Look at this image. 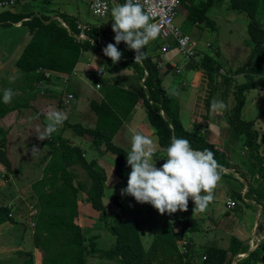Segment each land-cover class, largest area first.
Here are the masks:
<instances>
[{
	"label": "trees",
	"instance_id": "obj_1",
	"mask_svg": "<svg viewBox=\"0 0 264 264\" xmlns=\"http://www.w3.org/2000/svg\"><path fill=\"white\" fill-rule=\"evenodd\" d=\"M214 3L213 0H207L198 6L190 5L189 19L193 23L205 24L215 30V22L207 16ZM229 3L231 10L247 16V30L252 47L248 61L235 71L236 74H244L247 81L235 86L233 96L235 103L228 119L233 136L244 139V152L247 153L249 168L242 177L251 176L252 179L251 182L249 180V188L245 195L241 196L238 191L239 194H236L235 198L241 202L246 201V206H249L247 201L251 199L261 207L264 216V133L259 135L254 121H246L241 116L246 94L254 87L255 76H264V25L258 20V16L264 15V0H230ZM14 4V0H0V27L21 24L29 31L30 40L15 62V67L21 75L20 89L25 92V96H18L15 104L0 103V119H4L13 111L27 107L38 85L49 79L45 77L46 71L71 75L82 53L97 50L91 42L95 41L94 29L88 32V39L77 40L81 30L76 17L66 13H59L58 18H52L45 14L38 16L33 12H15ZM116 47L121 52L118 61L120 64L130 65L140 79L144 78L147 71L148 75L143 85L137 90L108 85L103 99L93 100L89 104L97 117L94 128L66 124V127L77 135H89L94 148H104V153L113 158L115 174L119 178L114 187L122 189L126 186L130 167L126 164L127 151L117 146L113 140L140 101L146 109L147 118L155 130L162 151L171 138L183 137L189 141L192 148L211 151L220 165L219 173L222 169L231 168L225 152L220 151L204 135L189 131L183 126L178 99L175 95H168L162 88V76L156 64L152 63L146 45L142 49L141 63L134 62V51L128 49L123 42ZM199 64L207 72L212 83L214 75L221 68L218 61L206 55ZM8 133L0 126V164L11 173L14 169L7 154ZM52 145L51 151L46 154L49 161L43 169L42 178L31 186V199L35 200L37 208L33 242L35 248L44 254L42 264H88V256L98 254L105 259L117 260L119 264L260 262V256L262 257L260 253H264V241L250 251V246L235 236L231 237L227 248L208 246L201 253V259L193 262L189 256L193 242L185 240V236L197 231L196 220L178 222L164 220L150 249L145 250L138 221L116 216L114 225L109 227L116 241L111 250L101 251L96 244L86 243L87 239L81 227L75 222L79 215L78 196L81 192L85 193L92 208L100 213L101 220H105L107 214L102 198L106 188V172L96 160L88 161L84 151L78 146L71 145L67 139L60 136ZM76 168L83 170L86 182L77 180ZM121 208L125 213L124 208ZM9 215V207L0 206V224L14 223L15 220L13 217L9 218ZM91 240L95 243L94 237ZM241 255L246 256L239 258ZM27 264H33V258Z\"/></svg>",
	"mask_w": 264,
	"mask_h": 264
},
{
	"label": "rangeland",
	"instance_id": "obj_2",
	"mask_svg": "<svg viewBox=\"0 0 264 264\" xmlns=\"http://www.w3.org/2000/svg\"><path fill=\"white\" fill-rule=\"evenodd\" d=\"M14 1L15 4L13 10L15 12H33L38 16L45 14L52 18H58V14L60 12L80 13L81 17L82 15L84 16V21L86 22L94 24L96 22H99V19H97V17L94 16L93 13L89 10L90 4L88 5V0ZM229 2L230 1L228 0L215 2L214 5L208 10L207 16L215 22L216 28L215 30H213L208 28L205 24H199V26H203V31H206L203 37L200 36L201 32L199 30H197L196 34H194L190 27V19L187 15L189 5L183 4L182 7L178 9V14L175 19V24L177 25V27L180 28L184 33H187L191 36L194 35L193 37L199 39L201 43H211L212 45L211 49L204 50V53H198V59L196 58L198 62L202 61L205 54H208V56L210 55L211 57L215 58L218 61V64H224V66H226V69L234 68L248 61L249 54L251 53L252 49L247 30L248 18L243 13L241 14L239 12L231 10L229 7ZM258 20L264 25V15L258 16ZM194 27L198 28V26ZM29 40L30 35L28 29L24 26H21V24L9 27H0V90L4 88H11L13 90L14 94L12 100L10 101L13 104L16 103L14 95L21 96L25 94V92L20 89V87L22 86L21 75L15 67V62ZM93 56L96 57L98 55L95 54ZM82 59H85V57H83ZM96 60H98V58ZM180 60L179 63L182 64L183 60ZM91 64H108L106 67V72L108 74H112V71H115L111 66L113 64L112 61L105 60L104 63L100 61H94ZM184 73L180 75V78H175L173 74H170L164 80V83L167 92L169 94L176 95L178 102L183 108L181 117L182 123L185 127L189 128L191 121H189L190 110H188L187 107V99L193 94L192 88L190 86L187 89H183L182 87L179 88V86H181V83L188 81ZM203 78L205 80L201 85L199 94L200 99L205 102L204 106L202 107V111L206 112L209 108L207 102L209 101L211 90H214L215 92V89L212 88L211 84H209L207 72L203 74ZM222 79V74L218 72L215 76V83H219L218 81H221ZM85 80L87 83H89L93 79L92 77L86 76ZM246 81V78H244V81L243 79H241L238 81L240 83H238L237 85H241ZM215 83L213 84V86L215 85V87H217ZM217 91L219 92H216L214 94L211 102L213 100L216 101L221 97L225 102L227 100L231 104L235 103V101H233V96L236 91V87H234V84L229 83L226 85H222ZM225 91L227 92V96L230 93L227 98H225L224 96ZM57 92L60 96H62L63 92L61 88L57 89ZM253 92L256 93V99L252 97ZM247 95V101L241 113L242 118L246 121H254L255 129L260 135L264 132V78H260L258 81L256 80L255 88L248 92ZM202 96H204L205 98H202ZM81 105L83 108H87L86 98L84 100H81ZM140 108L141 111H139L138 114H133L128 125H131L132 128H136L138 126L137 129H141L144 132H149L151 134L153 133V128L148 123L147 114L145 112L146 109L143 105H141ZM229 108L231 107L227 104V111L231 110ZM224 112L226 113V111ZM2 120L3 119H0V121ZM145 124H148L149 127H140L144 126ZM131 127L128 128L125 133L127 134V136L124 137L123 135L127 142L129 141ZM65 135L69 137L70 141V137H74L73 134H71L69 131ZM155 135L154 138H156ZM14 140L15 142H17L16 139ZM14 140L13 150H10V155L8 156L12 164L15 167L20 168V170H18L21 172V176H18L17 173L12 174L13 179H11L10 183H8V186L0 187V205H2L3 203H7L6 201L9 200L8 198L14 199L12 203L8 204V206H10L11 215L15 220L14 223L6 222L4 224H0V264H27L29 260H32V258L33 264H42L44 254L41 250L35 248L33 242V224L36 213L33 210L35 200L31 199V186L38 176L37 173L40 172V169L35 167L36 163L34 162L39 161L40 158H42V156L44 155V152L39 153L40 156L36 158V161L34 157L28 158L27 156L21 159V155L18 159L20 145L15 143ZM122 141L123 140L121 139V137H119L118 139H116V141L114 140V143L119 147L129 149L130 146H124V144H122ZM233 142L235 143V141ZM83 148L86 149L85 147ZM160 151L162 150L160 149ZM94 153V157L92 155V157H88V160H92V158L101 159L103 163H100V167L103 166L101 168L107 170V172H105L109 179L108 187L106 186L102 198L107 215L105 220H101L100 213L92 208L91 204L87 201V196L85 195V193L81 192L78 196L79 215L75 222L81 227L83 234L87 239L86 243L89 244L90 242V244H96L97 248H99L101 251L111 250L115 246V237L111 234L109 227L114 225L115 219L117 218L116 216H120L123 219H136L138 221L140 236L145 250L150 249L151 244L164 220L170 219L173 222H178L180 219L187 217L190 221L196 220L198 222L197 231L191 234H187L185 236V240H190L193 242L192 251L191 253H189L190 259L193 262L199 261L198 259H201L202 256L201 253L209 245H215L222 248H227L229 245H226V240L227 242H229L231 239L229 235L221 233L222 230L218 229L223 227V224H226L225 221L228 220L224 215L226 214V211H218V208H215V203L218 202V205L221 208L227 210L225 202L228 197H232L231 199L238 204V206L232 208L235 209L233 212H235L236 214L241 211L243 212L242 215L244 214L243 221L241 223L240 221H238L239 224L242 225L237 230V232L234 233L237 234L235 237H237L242 242L249 241V238H253L254 240H256L254 241L255 247L252 250L250 248V251H253L260 242L264 241V216L262 215V212L260 217V214L258 213V211H256L257 209H251L250 207L245 205L246 201L241 202L240 199H237V201L235 198L236 194H239L238 191H240L241 194V190L243 188L241 180L248 183L249 180L250 182L252 181L251 176H248L247 178L242 177L238 168H236L235 170L230 168L226 169L224 171L226 172L225 176H222V171L219 173V178L221 182H223L224 190H226L225 188H227V192H222L220 196H217L215 199V203L208 202L203 210L193 211V208L191 207V212L177 210V212L172 214H160L147 203H137L131 196H122L120 191L121 189L114 187V184L117 183V180L119 181V178L115 174V169L113 170L111 168H115L114 161L113 163L110 162L111 160L110 158L106 157L104 150L102 151L100 158L96 152ZM237 157L243 158L242 161L247 164V153L244 152L243 155L242 151L240 150ZM18 161L20 162L19 164ZM2 168H4V166L0 164V184L2 183V181L7 180V178L10 179L9 175H5V172H7V170L4 169V172L2 171ZM75 170L78 174L77 180L86 182L87 178L83 170L80 168H76ZM7 173L11 174L9 172ZM240 186L242 187L240 188ZM3 189L5 191L9 189L8 191L12 192H8L9 194L5 195L2 193ZM213 196L214 192H212V197ZM4 197H6L7 199L5 200V202ZM228 201H230V199ZM249 202H252V200L249 199L247 203ZM187 205L190 204L187 203ZM121 207L124 208L125 213L122 212ZM218 216H220V219H218ZM12 217L9 216V218ZM257 222L259 223V225L256 224ZM230 226H232V224H229V227ZM253 232H255L254 235H252ZM92 237L95 238V243L91 240ZM261 254L262 257L260 256V262H256L255 264H264V253L261 252L260 255ZM242 256L245 257L246 255H241L239 256V258H243ZM88 264L119 263L117 260L105 259L98 254L89 255Z\"/></svg>",
	"mask_w": 264,
	"mask_h": 264
},
{
	"label": "crops",
	"instance_id": "obj_3",
	"mask_svg": "<svg viewBox=\"0 0 264 264\" xmlns=\"http://www.w3.org/2000/svg\"><path fill=\"white\" fill-rule=\"evenodd\" d=\"M206 1L207 0H183V3L181 4L180 7H182L183 4H185V5L187 4L189 6L190 5L198 6L201 3H204ZM213 1L219 2L220 0H213ZM223 1H226V0H223ZM228 1H230V0H228ZM119 3H123V0H112L111 5H110V10L112 7L116 6ZM89 4H90V0H88V5ZM188 11H189V9H188ZM66 14L76 17L79 27L89 26V28H91V30L94 29L95 41L91 40V42L97 47V50L92 51V52L88 51V52L82 53V55L79 59V62L76 65L75 70L71 75H62V74H57V73H51V77L48 80L40 83L37 87V91L32 93V95H31L32 97L30 98L27 107L20 108L16 111L11 112L9 115H7V117H5L2 121H0L1 127L2 128L5 127L4 129L9 132L8 133V144H7V154L8 155H10V150L11 149L13 150V140L14 139L17 140V142H15V140H14V142L17 143L18 145H20V151L18 154L19 155L18 159L21 155V157H20L21 159L25 158L27 156L28 158L34 157V159L36 161V158L40 156L39 153L44 152V155L42 156V158H40L39 161L34 162V163H36L35 167L40 169V172L37 173L38 176L34 182H36L37 180H40L42 178L43 169L46 166L47 162L49 161V158L46 159V154L49 151H51V149L53 147V145H52L53 142H55L60 136L67 139L71 145L80 147L84 151L85 157L87 160L89 159L88 157H92V155L94 157V155H95L94 152H96L100 158L104 148H94L92 146V138L89 135H84V136L77 135L72 129L66 127V124H80L85 128H94L96 126L97 117L93 113V111L90 109L89 104L91 101H93V100L101 101L104 97L105 88L111 84L123 87L125 89L137 90L143 85V83L145 81V77H147V75H148L147 71H145L144 78L140 79L138 74L133 70V68L130 65L120 64L119 62L111 65L112 69L115 70V71H112V74H108L106 72V67L108 64H91L94 61L95 62L100 61L102 63H104L105 60L111 61V59L109 57L104 56L102 51H101L104 46H106L108 43H112V41H113L114 33L111 30L112 21L110 20L111 19L110 11L105 18H100V17H97L96 15L93 14L94 16L97 17V19H99V22H96L95 24L84 21L85 20L84 16L82 15V17H81L80 13H66ZM188 14H189V12H188ZM194 26H198V28L197 27L195 28ZM190 27H191L194 34H196L197 30H199L201 32V34H200L201 37H203L204 33L206 32V31H203V26H199L198 23H193L191 20H190ZM199 31H198V35H199ZM181 32H182V30H181ZM182 33L190 36L193 39V41L196 42L197 48H196L195 59H185L181 55L177 54L176 51H174L170 54H166V55L162 54L161 49H160V45L162 44V41H160V39H157V38L150 40L149 43L146 44V47H147L146 49H147L148 54L151 57V61L153 64H156L157 68L159 69L160 75L162 76V83H161L162 88L166 91V93L168 95H175V94H169L167 92V90L165 88L166 86H165L164 80L170 74H173V76L175 78H180V75H182L185 72L184 75H186L188 81L181 83V86H179V88L182 87L183 89H187L190 86L192 88V94L193 95L187 99V102H188L187 107H188V110H190L189 121H191V124H190L189 128L185 127L184 125L183 126L189 131L200 133V134L204 135L206 137V139L209 142L213 143L220 151L225 152L229 163L232 165V167L230 169L235 170L236 168H238L239 172L242 175L243 173H245L248 170L249 162L246 160L247 164H245L242 161L243 158L237 157L240 150L242 151V154L244 155V152H243L244 151V146H243L244 139H243V137H239V138L234 137L233 134L231 133L230 129H229V124H228L229 117L228 116H230L232 114L234 103L231 104L227 100L225 102L220 97V99H217L216 101H221L224 103L225 107L223 109L212 112L208 108V110L206 112L202 111V107L204 106L205 102L200 99L199 92L201 90V85L204 83L203 81L205 79L203 78V74L206 73V71L202 68V65L199 64L197 59H198V53H202L204 50L211 49L212 45H211V43H207V44L201 43V41L199 39H196L193 37L194 35L191 36L187 33H184V32H182ZM88 38L89 37H88V32H87L86 33V39H88ZM150 48H152V49H150ZM95 54L98 55V56H96L98 58V60H96L97 58L95 56H93ZM206 55H208V54H205L204 56H206ZM83 57H85V59H82ZM180 59L183 60L182 64L179 63L181 61ZM219 65L221 66L219 73L222 74L223 79L221 81H218L219 83H215V81H216L215 76L217 75L216 74V75H214L213 82L211 83L209 81V84H211L212 88L215 89V92H214V90H211V94H210L211 98H209V101L207 102L208 105H210L214 94L216 92H219L217 90L222 85L232 83V84H234V87H235L238 83H240V82H238L239 80L243 79V81H244V78H245L244 74H236L235 73V71L238 68H240L243 64L238 65V66L231 68V69H226V66H224V64H219ZM86 76L92 77L93 80L90 81L89 83H87L85 80ZM224 77H228L230 79H225ZM260 78L262 79L264 77L255 76L253 88H255V81L256 80L258 81ZM214 83L216 84L217 87H215V85L213 86ZM98 84L101 85L100 89H96V86ZM59 88H61V90L63 92L62 96H60L59 93L57 92V89H59ZM69 94H72L74 96V99L68 100L67 96ZM229 94H228V96H229ZM255 95H256V93L253 92L252 97L254 99H256ZM18 96H20V95H16V96L14 95L16 102H17ZM224 96H225V98L228 97L226 91L224 92ZM247 96L248 95L246 94V101H247ZM85 98L87 100V108L86 107L83 108L81 105V100H84ZM202 98H205V97L202 96ZM233 99H234V97H233ZM227 104H228V106L231 107V108H229V109H231L229 111H227ZM245 104H246V102H245ZM141 105H143L142 101L138 102V104L134 107L131 114L124 121V123H123L121 129L119 130V132L117 133V135L114 137L115 141H116V139L121 137V139L123 140L122 144H124V146H126V147L130 146V135L134 131H139L144 135H147V136L149 135V137L154 138L155 130L151 126L148 118H147L148 123L153 128V133H151V134L149 132H144L141 129H137L138 126L136 128H132L131 125H128L133 114H138V112L141 111V108H140ZM55 110H58L64 114V117H65L64 121L62 122L61 125L57 126L56 131L53 132L50 136H48L47 138H45L43 140L37 139L36 136L38 135L39 132L43 131L44 125L47 123L46 114L49 111H55ZM224 111H226V113ZM182 113H183V108L180 105V119L182 117ZM146 114H147V112H146ZM161 114L163 115V112H161ZM241 116H242V114H241ZM181 121H182V119H181ZM149 125L145 124L144 126H140V127H149ZM130 127H131V130H130V135H129V141L127 142L124 137L127 136V134H125V133L128 130V128H130ZM68 131L71 134H73V136H74V137H70L71 141L69 140V137L65 135L66 133H68ZM262 134H260V135H262ZM123 135H124V137H123ZM155 137L156 138H154V144H153V157H152V161H150V162L154 161L155 166L159 167L164 162L163 158L165 157V152L160 151L161 147L159 144L158 137L156 135H155ZM233 141H235V143ZM83 147H85L87 150L84 149ZM123 149H124V147H123ZM125 150L127 152L129 151V149H125ZM106 157L110 158V160H111L110 162L113 163V161H114L113 158H111L107 154H106ZM92 160H96V161L98 160L97 163L99 166H100L101 162L103 163V161L101 159L92 158ZM88 161H90V160H88ZM19 163L20 162L18 161V164ZM101 167H103V166H101ZM111 168L113 170L115 169L114 167H111ZM2 169H3L2 171H4L5 168H2ZM13 169L14 170H13V172H11V174H8L7 172L4 171L5 175L6 176L9 175L10 179L5 177V178H7V180L2 181V183L0 184V187L8 186V183H10L11 179H13L12 174L17 173L18 176H21V172L19 171L20 168L15 167L13 165ZM225 170L226 169H222V173H223L222 176H225V174H226V172H224ZM105 171L107 172V170H105ZM113 177H114V175H113ZM242 179H244V178H242ZM107 180L108 181H106V186L108 187V182H109L108 176H107ZM117 182H118V180H117ZM241 183L243 186V188L241 190V194L245 195V193L247 192V190L249 188V183L244 182L243 180H241ZM242 186H240V188ZM225 189L226 190H224L223 182H221V180L219 178V180L217 181V183L213 189L214 196L211 199V201H209V202L215 203V199L217 196H220V194L222 192H224V193L227 192V188H225ZM8 190L5 191L3 189L2 193L7 195V194H9L8 192H12V191H8ZM231 198L232 197H228V199L225 202L227 210L221 208L218 205V202L215 203L216 204L215 208H218V211L219 210L226 211L225 212L226 214H224V215H225V218L228 219L227 221H225L226 224L224 223L223 224L224 226L221 228H218V229L222 230L221 233H223L225 235H229L230 238L237 235L234 233H236L237 230L242 225V224H239L238 221H240V223H241L244 219V216H243L244 214L242 215L243 212L239 211L236 214H235V212H233L235 209H232V208L238 206V204L234 200H232ZM8 199L9 200L6 201L7 203H3L0 206H7L8 204L12 203V201L14 200L12 198H8ZM229 199L234 202V206H231V207L227 206V202ZM5 200H7L6 197H4V202H5ZM188 203L190 205H187V208L185 211L191 212L190 208L191 207L193 208L194 204L190 199L188 200ZM248 204H249L248 207H250L251 209H255V210L257 209L256 211H258V213L260 214V217H261L262 211H261L260 206L256 205V203L253 201L249 202ZM254 205H256V206H254ZM218 219H220V216H218ZM180 220L190 221L187 217H184ZM229 224H232V226L229 227ZM256 224L259 225L258 222ZM233 231H235V232H233ZM254 233L255 232H253L252 235H254ZM254 241H256V240H254L253 238H249V241L245 242L247 245L250 246L251 250L255 247ZM227 244H229V242H227V240H226V245ZM209 246H215V245H209ZM217 247H219V246H217ZM220 248H222V247H220Z\"/></svg>",
	"mask_w": 264,
	"mask_h": 264
},
{
	"label": "clouds",
	"instance_id": "obj_4",
	"mask_svg": "<svg viewBox=\"0 0 264 264\" xmlns=\"http://www.w3.org/2000/svg\"><path fill=\"white\" fill-rule=\"evenodd\" d=\"M111 30L114 43L102 48L104 56L113 64L121 57L116 45L123 42L134 51V62L143 58V47L159 34V26L150 22V15L138 0H123L110 10ZM11 88L0 90V103H9L13 97ZM225 107L221 101L213 100L209 105L212 112ZM64 114L58 110L46 114L47 123L36 136L43 140L56 131L64 121ZM154 138L134 131L130 135V147L126 164L130 167L122 196H131L137 203H147L160 214L185 211L188 200L193 211L203 210L211 201L213 189L219 180L217 161L207 149L199 150L190 146L183 137H173L165 148L164 162L156 167L153 157Z\"/></svg>",
	"mask_w": 264,
	"mask_h": 264
},
{
	"label": "built area",
	"instance_id": "obj_5",
	"mask_svg": "<svg viewBox=\"0 0 264 264\" xmlns=\"http://www.w3.org/2000/svg\"><path fill=\"white\" fill-rule=\"evenodd\" d=\"M112 0H90L91 12L100 18H105L109 11ZM142 8L149 13L150 22L156 23L159 26V34L157 39L162 41L160 49L162 54H170L174 51L185 59H195L197 44L193 39L181 32L175 24V19L178 14V9L182 4V0H138ZM63 26L66 25L63 23ZM81 32L77 38L78 41L86 39V33L90 31L89 26L79 27ZM101 75V74H100ZM45 77L50 78L51 72L46 71ZM101 85L98 84L96 89H100ZM68 100L74 99L72 94L67 96ZM227 206H234L233 201H228ZM7 207L10 206L7 205ZM33 210L37 214V208L33 205ZM11 212H10V215ZM35 226V223L33 224Z\"/></svg>",
	"mask_w": 264,
	"mask_h": 264
},
{
	"label": "water",
	"instance_id": "obj_6",
	"mask_svg": "<svg viewBox=\"0 0 264 264\" xmlns=\"http://www.w3.org/2000/svg\"><path fill=\"white\" fill-rule=\"evenodd\" d=\"M242 257H244V256H242Z\"/></svg>",
	"mask_w": 264,
	"mask_h": 264
}]
</instances>
